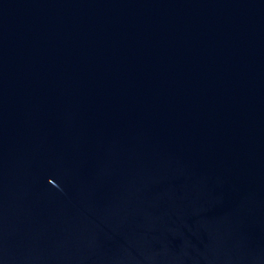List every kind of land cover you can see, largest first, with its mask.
<instances>
[{"label":"water","instance_id":"1","mask_svg":"<svg viewBox=\"0 0 264 264\" xmlns=\"http://www.w3.org/2000/svg\"><path fill=\"white\" fill-rule=\"evenodd\" d=\"M0 264H264V0H0Z\"/></svg>","mask_w":264,"mask_h":264}]
</instances>
